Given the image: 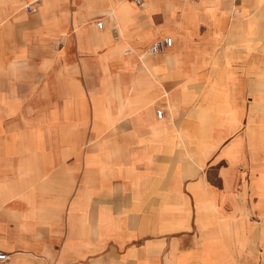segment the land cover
Returning <instances> with one entry per match:
<instances>
[{
  "label": "crops",
  "instance_id": "0c3cea01",
  "mask_svg": "<svg viewBox=\"0 0 264 264\" xmlns=\"http://www.w3.org/2000/svg\"><path fill=\"white\" fill-rule=\"evenodd\" d=\"M192 1L0 0L8 264H264V0Z\"/></svg>",
  "mask_w": 264,
  "mask_h": 264
},
{
  "label": "built area",
  "instance_id": "2783aa9c",
  "mask_svg": "<svg viewBox=\"0 0 264 264\" xmlns=\"http://www.w3.org/2000/svg\"><path fill=\"white\" fill-rule=\"evenodd\" d=\"M127 1L129 3H132L138 7H141L144 4V0H124ZM26 9L29 12H35V9L29 5L26 7ZM99 25H102L101 22H99ZM115 35H118V30L114 29L113 30ZM173 46V39L171 37H167L165 39H161L156 41L155 43H153L149 48L148 51L151 54H164L166 52H168ZM158 117H162L163 113L162 111H158L157 113ZM10 261V256L2 251H0V264H8Z\"/></svg>",
  "mask_w": 264,
  "mask_h": 264
},
{
  "label": "rangeland",
  "instance_id": "374dc122",
  "mask_svg": "<svg viewBox=\"0 0 264 264\" xmlns=\"http://www.w3.org/2000/svg\"><path fill=\"white\" fill-rule=\"evenodd\" d=\"M189 2H191V0H188ZM196 0H193L192 2L194 3ZM158 23H163L162 20H160Z\"/></svg>",
  "mask_w": 264,
  "mask_h": 264
},
{
  "label": "bare ground",
  "instance_id": "6f19581e",
  "mask_svg": "<svg viewBox=\"0 0 264 264\" xmlns=\"http://www.w3.org/2000/svg\"><path fill=\"white\" fill-rule=\"evenodd\" d=\"M118 33H119V30H118ZM149 54H151L149 51H148Z\"/></svg>",
  "mask_w": 264,
  "mask_h": 264
}]
</instances>
